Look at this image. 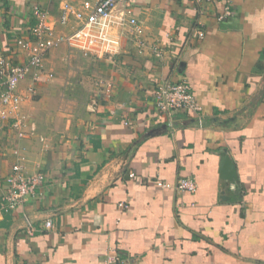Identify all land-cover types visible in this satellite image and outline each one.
<instances>
[{
  "label": "crops",
  "instance_id": "1",
  "mask_svg": "<svg viewBox=\"0 0 264 264\" xmlns=\"http://www.w3.org/2000/svg\"><path fill=\"white\" fill-rule=\"evenodd\" d=\"M63 1L0 0V55L25 63L15 41L29 35L34 6L70 32L73 22L57 23ZM129 3L142 53L67 60L65 46L52 50L20 105L35 132L18 138L11 119L0 122V204L14 150L27 173L45 174L24 203L0 206V264H104L109 248L124 264H264V0H231L222 20L221 3ZM183 79L200 121L154 107L158 84ZM99 81L112 82L109 97ZM180 178L196 190L156 186Z\"/></svg>",
  "mask_w": 264,
  "mask_h": 264
},
{
  "label": "built area",
  "instance_id": "2",
  "mask_svg": "<svg viewBox=\"0 0 264 264\" xmlns=\"http://www.w3.org/2000/svg\"><path fill=\"white\" fill-rule=\"evenodd\" d=\"M204 1L223 5L218 20L230 15L231 0ZM49 17L46 9L38 6L32 8L29 35L15 41L16 49L25 57V63L16 65L0 55V122L11 119L10 127L18 138H25L35 132L34 124L28 123L27 118L20 114V105L26 97H33V83L43 75L44 61L50 51L65 46L68 51L67 60L71 52L78 53L84 59H100L117 56L128 45L137 53H142L147 46L145 28L133 15L129 0H84L79 6L64 0L60 5L57 23L67 27L73 22L75 27L68 33L57 32ZM196 35L203 37L201 32ZM150 49L156 58H165L166 49L163 47L152 45ZM28 75L32 83L23 94L18 87ZM49 77L51 74L46 75V78ZM97 83L100 95L109 97L112 82ZM153 103L160 113L172 115L183 111L195 115L199 121L201 119L202 109L191 85L185 79L176 83L158 84L153 92ZM13 153L17 160L5 179L6 186L0 204L5 210H14L24 203L45 182V174L27 173L18 157V151L14 150ZM130 176L134 175L131 173ZM156 186L180 193L196 190L195 182L188 178H180L172 184L158 181ZM44 225L46 228L52 227L50 221ZM105 256L104 264H124L113 248L107 249Z\"/></svg>",
  "mask_w": 264,
  "mask_h": 264
},
{
  "label": "rangeland",
  "instance_id": "3",
  "mask_svg": "<svg viewBox=\"0 0 264 264\" xmlns=\"http://www.w3.org/2000/svg\"><path fill=\"white\" fill-rule=\"evenodd\" d=\"M59 98H60V100H59V106H60V105L63 104L62 101H61V99H62V95H61ZM63 98H64V97H63ZM73 114H74L75 116H77V115H78V110H75Z\"/></svg>",
  "mask_w": 264,
  "mask_h": 264
},
{
  "label": "water",
  "instance_id": "4",
  "mask_svg": "<svg viewBox=\"0 0 264 264\" xmlns=\"http://www.w3.org/2000/svg\"><path fill=\"white\" fill-rule=\"evenodd\" d=\"M230 169H232V166H231V164L229 163V170H230Z\"/></svg>",
  "mask_w": 264,
  "mask_h": 264
}]
</instances>
